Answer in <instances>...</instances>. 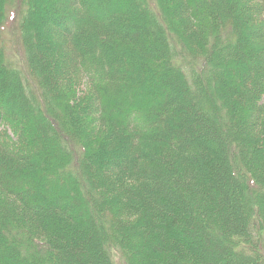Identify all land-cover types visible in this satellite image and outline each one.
Listing matches in <instances>:
<instances>
[{"label":"trees","instance_id":"obj_1","mask_svg":"<svg viewBox=\"0 0 264 264\" xmlns=\"http://www.w3.org/2000/svg\"><path fill=\"white\" fill-rule=\"evenodd\" d=\"M7 1L0 0V10ZM139 1L141 3L143 1L140 10L129 6L134 4L133 0H49L48 7L44 8L45 11L56 12L59 6L62 10L67 11L76 7V10H72V15L68 16L69 19L62 23V28L59 31L60 40H64L68 48L73 51L70 65H72L71 71L74 74V81L70 87L59 90L62 102L59 101L58 95L51 98L50 92L46 91L45 87L48 86L47 83L50 80L48 74H46V80L45 73L37 72V75L39 74L43 78L41 91L39 84H36V90L32 86H28L19 70L7 69L10 57L5 52V46L0 42L1 67L7 69H0V75H2L0 76V87L4 88L0 90V125H7L12 132L6 140V144L0 142L2 151L0 152L2 155L0 166L7 168L5 172L7 179H5L2 175V167H0V195L8 198L5 210H15L16 217L23 222L24 228L28 229L27 233L37 238L34 241L33 239L29 240L24 245L14 246V249H19L22 258L27 254L26 249L38 248V253H50L55 246L54 237L61 238L60 241L64 240V236L66 237L63 226L60 228L61 225L58 222V227H55L49 222V216L57 220L62 218L66 221L65 225L71 227V230L85 231L81 224L71 219L70 209L65 206L66 203L58 202L57 196L53 198L55 190L51 188L53 180L59 176H65L66 184L74 187H71L72 195L77 193L79 197L81 195L84 202L90 203L91 213L97 210L101 212V215L109 216L106 226L102 222H98V218H96L97 224L100 223L99 231L103 230L104 233L109 229L113 236L103 239L100 245L97 244L96 238H91L90 244H88L90 254L88 256L91 261L99 257V264H112L110 259L116 246L126 252L128 264H139L140 253L152 257L153 253L157 251L149 245V240H151L153 243L156 241L163 246L172 244L174 247V251H171L170 255L157 256L156 259L153 257L151 264L219 262V257L217 258L215 253L219 254V250L222 249H220V245L216 244L220 236L213 232L214 225H211L215 221V217L212 216L213 201L211 199L215 198L221 203L226 201L224 193L227 188L222 189L221 181L218 182L219 179L215 180L217 177L213 176V174H217H209L203 166L204 162L211 163L212 166L215 164L214 160L213 162L208 161L206 156L212 150L207 135L215 133V135H219L220 139L227 138L226 128L237 129L236 123L242 115L248 124L247 130L251 137L257 139L263 134L264 52L253 56L254 50L245 46L244 39L246 38L241 37L242 34L237 38H233V34L229 43L227 39L229 45L223 46L232 49L233 58H242L237 65L255 60L254 66L250 68L251 71L244 69L246 79L244 77L241 79L245 86L243 88L246 93L244 97L249 102L250 109L247 110V114L239 113L235 118V124L228 122V119L225 124L223 118L228 113L230 115V112L232 114L231 108H229V112L220 101L217 102V98L206 97V89L214 90V87L218 86L214 75L216 70L226 71L227 69L215 66V70L207 76L202 85L200 80L203 78V74L200 68L207 74L211 66L210 63H206V67H204L205 61L200 67L198 64L184 66L182 62H179L180 59H174L176 49L170 44L171 32L165 22L166 14L161 0ZM166 1L174 4L172 13L178 21L179 31H182L194 49H206L208 41L211 43L207 34L211 24L210 17L205 12L207 0H201L204 5L202 9L198 2L195 6L194 2L190 0ZM259 1L261 2L260 7L255 6L256 15L260 11L259 9H264V0ZM43 2L44 0L36 2L38 7H35L41 14L38 15L39 22L35 20L36 27H30L31 14H34L35 7L30 11L28 17L23 19L27 32L28 30L37 31L38 38L37 36L36 38L40 48L45 46L40 43L42 42V37L39 34L40 29L56 30L54 23L44 20L46 16L43 15ZM101 4L105 7L103 8ZM255 9L251 6L252 11ZM248 12L249 6H245L240 13L239 22L237 20L236 23H242L241 28L249 33L248 36L251 39L264 41V19H260L256 23L257 25L255 24L256 27L250 28L248 24L251 23V19L247 17ZM151 24H154L155 32L150 29ZM212 27L216 28L213 24ZM213 30L217 31V29ZM157 36L160 38V43L162 42L160 50L158 47H154L151 42L152 38ZM31 37L34 39L35 35H31ZM136 37L143 38L136 42ZM180 44L181 48L186 45L183 40ZM126 52L136 53L135 58L138 57V61L134 60L130 54L128 55L129 60L124 56ZM160 54L162 58L158 59ZM121 62L122 64L130 62L131 68L135 69V74L141 73L142 76L140 79H136V89H132V87L118 89L117 92L120 93H115L111 85L118 83V79H122L124 86H130L131 82L128 73H125L122 78L117 74L118 71L115 70V67ZM164 63L163 71L149 70V67ZM168 64L169 68L166 67ZM255 66L260 67V70H253ZM145 68L147 70H142ZM227 71L229 72V70ZM187 72L192 75V79L186 76ZM195 72L197 73L194 74ZM63 75L55 77L59 82L66 80L62 86L71 82V77L64 78ZM89 75L92 76L89 77L90 79H88ZM252 76L259 78L254 87L255 91L253 90L249 94L247 93V82ZM217 80L220 82V77H217ZM84 81L87 83L90 94L77 98L76 91L70 90L71 86L74 87L75 83L78 85ZM6 84H10L7 86L9 88L7 91ZM11 85L15 87L11 89ZM221 89L223 90L220 86L219 90L222 91ZM177 90L178 92H190L196 97L195 101L177 97L175 93ZM55 99V103L52 104ZM227 100L229 101V99ZM13 104H18L20 109L14 108ZM59 105L69 107L70 113L79 115L82 112H88L96 115L89 119V123L93 124V128L89 131L92 137L89 141L83 138L84 143H82L77 139L76 141L79 143L77 144L61 128L59 129L58 126L61 125L56 120L54 112V109L57 110ZM215 107L216 109L213 110ZM76 109L79 111L76 112ZM52 119L57 125L51 122ZM220 121L223 122L224 128ZM56 133L61 134V138L58 140H56ZM198 133L204 135L199 136ZM256 141H254V145ZM220 142L224 144L222 140ZM93 143H95L92 146L93 151L89 152L88 147ZM221 143H218L221 146L220 150H222ZM13 144H18L21 147L18 146L17 149H14L12 148ZM241 145L251 149L252 144L249 141H244ZM64 147L67 148V151L63 149ZM28 148L31 152H28ZM44 149L53 154L51 163L55 165L50 168L49 174L52 176L49 175L50 180H47L45 185V188L49 190L47 193L52 195H45L43 189L41 193L38 192L41 189H37L35 192L40 196L33 199L30 194L34 193L32 189L35 184V186L38 185L37 183L26 182L28 177L25 175V181L19 184V188L16 185V187H11L9 178L11 180V174L16 169L32 174L33 168L38 166L35 152ZM24 151L27 152L19 154ZM101 156V164L98 161L101 165L100 176L96 178V176H91L92 171L90 172L88 167L90 161H95L97 157ZM145 157H148L151 162L155 161L153 166L145 165ZM202 157H206V160H202ZM63 161H65L63 166L59 165ZM258 161L264 164V153L259 156ZM66 162L68 163L67 170ZM216 165L214 166L217 167ZM56 166L64 170L58 172ZM69 169L71 170L69 171ZM101 178L117 179L115 181L117 184L111 185V188L107 190H102L101 187L98 189L92 187L91 189L90 184L93 185L95 182L103 180ZM8 183L10 188L7 186ZM248 183L249 188H257L256 179L249 178ZM61 186H58L61 191L59 192L60 201L64 198L68 199V204L73 202L70 191L63 185ZM259 201L263 203L261 198ZM197 217L202 218L204 222H210V226L205 224L202 227L195 224L191 227L190 224L194 223ZM110 222L116 224L113 225ZM52 227H55L54 231H51ZM193 227L195 232L188 233ZM89 232L92 235L95 234L91 227ZM114 233L116 234L114 235ZM222 233L225 232L222 231ZM38 237L45 240H38L40 239ZM134 238L138 243L136 245V242H133L134 247L130 249L128 245L131 243L130 240L134 241ZM204 241H207V244H213L211 249L203 248ZM249 249L247 246L237 247L235 253L239 257L253 259V256L246 254ZM2 262L7 263L5 260ZM17 263L19 264L20 260H17Z\"/></svg>","mask_w":264,"mask_h":264},{"label":"rangeland","instance_id":"obj_2","mask_svg":"<svg viewBox=\"0 0 264 264\" xmlns=\"http://www.w3.org/2000/svg\"><path fill=\"white\" fill-rule=\"evenodd\" d=\"M53 1V0H52ZM194 2L195 6H197V2L199 3V7L202 9L204 8L203 1L201 0H190ZM38 0H8L4 6L1 7L0 10V31H1V39L0 42L5 46L6 54L10 57L8 61L7 69L9 70H19L24 77V80L26 81L27 85L34 87V90H36V84H39V88L42 91V82L43 78L38 74L37 72L41 71L48 76H50V80L47 83L45 89L47 92H50L51 98H54L58 95L59 101L62 102V99L59 95V90L68 88L74 81V74L71 71L70 65V58L72 54V50L68 48V46L65 44L64 40H60V34L59 31L62 28V23L66 19H69L68 16L72 15V10H76L75 8L70 10H62L61 6L58 7L56 12L53 11H45L44 8L48 7L49 0H44L42 7H43V15L44 20L46 22L54 23L56 26V30L50 29V30H41L39 34L42 37V42L44 47H41L38 45V36L37 31H26L27 29L24 27L26 24L23 23V19H26L28 15L30 14V11L37 6L36 4ZM134 4H130L129 6L136 7L138 10H140L141 4H143L139 0H133ZM161 5L165 11L166 14V23L168 24L169 31L171 32L170 36V44L176 49L175 57L174 59H180L179 62H182L184 66H194L196 64L199 65V67L202 65L203 61H205L204 67H206V63H210V68L208 69L207 74L203 71L202 68H200L203 74V78L200 80L202 82V85L204 84L205 80L207 79V76L212 73V71L215 70V66H219L220 69L226 68L229 70V72L226 70H216V73L214 75L216 76V84L218 86L214 87V90L208 88L206 89V97H214L217 98V102L220 101L222 105L225 106V109L227 108L230 112V109L232 110V114L230 112V115L228 113L227 116H225L224 122L225 124L227 119L228 122H231L232 124L236 123L235 118L240 113L241 115L247 114V110L250 109L249 102L244 97V91L241 79L244 77V69L250 70L251 67H253L254 61L247 63H242L241 65H237L238 62L242 60V58H233L232 56V49L231 48H225L227 45V39L229 40L228 43L231 41V37L233 35V38L242 34L241 37H245L244 44L246 47H249L254 50L253 56L260 55V52H264V41H258L257 39H251L250 36H248V32L245 29H242L241 25L242 23H236L238 20L240 13H242V10H244L245 6H249V12L247 17H250L251 23L248 24L250 28L256 27L255 24L261 19H264V9H259L260 11L255 14V6H259L261 2L259 0H207V8H205V12L210 17L211 24L209 25V31H207L208 38L210 41H208V47L206 49H194V47L190 44L187 38L183 35L182 31L177 28V20L173 17L172 13V7L173 3H169L168 1H160ZM103 8L104 5L101 4ZM143 6V5H142ZM251 6L255 9L254 11L251 10ZM29 9L27 10V8ZM144 7V6H143ZM255 14V15H254ZM26 15V16H25ZM38 15H41L39 11H37L35 7L34 14H31L32 23L30 27H36V21H38ZM141 15V14H140ZM123 20V18H121ZM30 21V22H31ZM39 22V21H38ZM250 22V21H249ZM212 24L214 25L213 28ZM154 24H151L149 27L150 29L155 32L154 30ZM257 25V24H256ZM2 27V29H1ZM247 27V28H249ZM23 28V29H22ZM69 28V27H68ZM246 28V27H245ZM213 29H217L215 32ZM59 34V35H58ZM155 34V33H154ZM31 35H35L34 39L31 37ZM37 36V38H36ZM143 37H136V42H139L140 39ZM250 40H249V39ZM225 39V40H224ZM2 40V41H1ZM44 40V41H43ZM89 40V39H88ZM184 41L186 45H184V48H181V41ZM235 40V39H234ZM248 40V41H247ZM92 42V41H90ZM154 44V47H158L159 50L162 48L160 43V38L154 37L151 41ZM225 46V47H223ZM46 47V49H45ZM137 49V47H135ZM178 49V50H177ZM133 51V50H132ZM235 51V50H234ZM138 53V51H135ZM131 55L135 58L136 53H125L124 56H126L129 59L128 55ZM161 59V54L159 55ZM130 60V59H129ZM217 60V61H216ZM1 61H2V53L0 49V69L7 70L4 67H1ZM69 66V67H66ZM164 64L154 65V67H149V70H158L163 71L165 68ZM169 68V64L166 66ZM229 67V68H228ZM185 68V67H184ZM211 68H213L211 70ZM255 71L260 70V67H254ZM205 69V68H204ZM115 70H117V74L122 78V76L125 73H128L131 77L129 79L130 86H124L122 79H118L119 82L112 84L113 90L115 93L118 89H124V88H131L136 89V79H140L142 76L141 73L135 74V69L131 68L130 62L127 64L124 63H118L115 67ZM139 70V69H137ZM142 70H147L142 69ZM59 71V72H58ZM251 71V70H250ZM198 72V71H197ZM195 72L194 74H196ZM225 72V73H224ZM64 74V78L71 77V82H68L66 85L62 86L64 82H59L55 77ZM140 75V76H139ZM257 75V74H254ZM261 75V74H260ZM2 76V75H0ZM125 76V75H124ZM169 76H171L169 74ZM186 76L189 79H192V75H190L188 72L186 73ZM259 76V75H258ZM92 77L91 75L88 76V79ZM217 77H220V82L217 80ZM246 79V77H244ZM257 76H252L250 81L247 82V93H251L253 90L255 91V85L258 82ZM263 78V77H261ZM47 80V77H46ZM86 81L80 83L77 85L75 83L74 87L71 86L70 90L76 91L77 98L86 97L89 96V88L87 86ZM221 84H219V83ZM250 83V85H249ZM187 84V83H186ZM10 84H6V91L9 89L7 86ZM123 85V86H121ZM188 85V84H187ZM222 87L223 90L220 91L219 87ZM11 89L14 88V85L10 86ZM3 87H0V90ZM225 88V89H224ZM50 90V91H49ZM125 91V90H124ZM128 93V91H125ZM222 92V93H221ZM2 93V91H1ZM123 93V90H122ZM177 94V97H181L183 100H191L195 101L194 95H192L190 92L185 91H179L175 92ZM75 96V97H76ZM231 99H230V98ZM38 98V97H37ZM264 98V96H263ZM75 99V98H74ZM229 99V101L227 100ZM232 100V101H231ZM56 99L52 104H54ZM58 101V102H59ZM74 101V100H73ZM14 108L17 107L20 109L18 104L12 105ZM13 108V109H14ZM259 108V107H256ZM213 108V110H215ZM186 112V109H184ZM69 107L66 106H60L57 110L54 109L56 120L60 122L61 126H58L59 129L61 128L65 134H67L73 141H76L77 139L80 140V142L84 143L83 138L90 140L91 135L90 132L91 128H93V124L89 123V119L92 117H96V115L93 113H80L78 115L75 113H70ZM79 110L76 109V112ZM84 111V109H83ZM220 111V110H219ZM218 112V111H217ZM210 114V113H209ZM87 115V116H85ZM211 115V114H210ZM212 116V115H211ZM244 116V115H242ZM241 116V117H242ZM239 119L237 124V129L232 128H226L225 135L227 138H219V135H215V133H210V135H207L208 143L210 144L212 150L209 154L206 156L208 157V161L214 160V163L217 164L215 167L212 166L211 163L204 162L203 166L208 171L209 174L216 173L217 175L213 174L216 179H219L221 181V186L223 188H227V190L224 193L226 201L220 202L217 201L215 198H212L213 201L212 205V216L215 217V221L211 223V225H214L213 232L216 235H219L220 238L216 242L217 245H220L222 250H219V254L215 253V256L217 258L219 257V262H214L215 264H264V164L259 163L258 159L261 154L264 153V128L262 130V135H260L257 139L253 138L249 135L247 127L248 124L244 121V118ZM53 124L54 120L51 121ZM221 122V121H220ZM222 127L224 128L223 122L220 123ZM57 125V124H55ZM202 128V126H200ZM200 128V130H201ZM203 129V128H202ZM83 131V132H82ZM150 131V129H149ZM204 131V130H203ZM87 132V133H86ZM202 132V130H201ZM11 129L7 125H0V142L2 144H6V140L11 136ZM204 133V132H203ZM203 133H198V135L203 136ZM48 135V134H45ZM56 140L60 139L61 134L56 133ZM49 136V135H48ZM263 136V137H262ZM52 137V136H50ZM13 138V137H12ZM55 138V137H54ZM53 138V139H54ZM14 139V138H13ZM223 141L221 143L220 141ZM257 140V141H256ZM249 141L251 145L250 148H245V146L242 147V142ZM254 141L255 145H254ZM77 144L78 141H76ZM222 144V150H220V145ZM95 143L91 144L88 147V151L92 152V146H94ZM18 144H13L12 148L17 149ZM21 147V146H20ZM31 152L30 148H28ZM67 151V148H63ZM257 149L256 151H254ZM23 151V150H22ZM0 152L1 148H0ZM27 151L19 152V154H24ZM31 154V153H30ZM29 154V155H30ZM52 153H50L48 150H38L35 152V156L38 159V166H35L33 169V173L29 174V172L23 171L21 169H16L11 174V180L10 186L11 187H18L21 182L25 181V178H27L26 182L28 183H37V186H33L34 193L32 195L30 194V197L32 196L33 199L40 196H38L37 189H41L38 192L41 193L43 189V194L45 195H52L47 192L45 188L46 181L50 180L49 177L52 176L49 174L50 168L55 165L51 163L52 159ZM2 155L0 154V158ZM103 157L105 155L103 154ZM202 160H206V157H202ZM66 161V160H65ZM59 163L63 166V163ZM102 162V156L97 157V160L90 161V166L88 167V170L91 172V176H100L101 171V165H99ZM153 162L150 161L148 157H145L144 163L147 166H153ZM67 163V162H66ZM71 163V161H70ZM58 166V165H57ZM56 166V167H57ZM66 170L68 168V163L66 165ZM2 167V166H0ZM229 169L227 171V168ZM6 169L2 167V175L7 179L6 176ZM58 172L63 171V168L57 167ZM60 169V170H59ZM71 169H69L70 171ZM94 175H93V174ZM59 174V173H58ZM97 174V175H96ZM26 175V177H25ZM50 175V176H49ZM60 175V174H59ZM30 177V178H29ZM66 177L59 176L56 179H54V183L52 184L51 188L54 190V197L57 196V201L61 203H66V207L70 209V216L71 219H74L76 223L81 224L84 228V232H78L71 230L69 227L65 225L66 221L62 218L57 220L53 219L49 216V222H51L55 227H58V222L61 226L60 228H64V232L66 234V237L64 236V240L60 241L61 238H55V246L53 248V251L50 253H38V248L35 249H26V256L22 258L20 255L19 249H14L15 245H24V243L29 242V240L34 241V239H37L33 237V235H30L28 229L24 228L23 222L16 217L15 210H5V204H7V199L0 195V264H18L17 260H20L19 264H99L97 257L96 259L92 260L89 258L88 255V244H90V240L92 237L96 238V242L98 245H100V242H102L103 239L109 236H113L109 231H99L98 225L102 222L103 225H108V218L101 215L100 211L95 210L96 212L91 213L90 203L84 202L83 198L77 195V193L72 195V188L73 185L68 186L66 183ZM249 178H253L257 180V188L258 191L255 189L249 188L248 180ZM103 180H99L95 182V184L91 185L95 188H102V190H107L108 188H111V185L117 184L115 182L116 180L113 179H105L101 178ZM108 180V181H106ZM8 181V182H9ZM16 185V186H15ZM66 187L70 191L71 199L73 202H70L68 204V199H64L60 201L59 197V187ZM8 188L9 183H8ZM74 188V187H73ZM15 188L13 189V191ZM36 191V192H35ZM229 195H228V194ZM262 193V194H261ZM58 194V195H57ZM86 195V194H84ZM83 196V195H82ZM3 197V198H2ZM263 200V203H260L259 199ZM28 200V198H25ZM11 203V202H10ZM4 205V206H2ZM230 205V207H229ZM225 207V208H224ZM229 207V208H228ZM13 208V206H12ZM229 209V211H228ZM98 223L97 224V219ZM25 221V220H24ZM70 221V220H69ZM26 222V221H25ZM68 222V221H67ZM113 224V222H110ZM116 224V223H115ZM113 224V225H115ZM197 224L198 226H205L207 224L210 226V222H204V220L200 217H197L194 223L190 224V226H194ZM93 227H92V226ZM217 226V227H215ZM55 227L51 228V231L55 230ZM93 228L95 231V234L92 235L89 232V228ZM203 229V228H202ZM225 233H222V231ZM202 231V230H201ZM251 231V232H250ZM184 232V231H183ZM194 227L188 232L190 234L194 233ZM31 233V232H30ZM103 235H102V234ZM252 233V234H251ZM37 234V233H36ZM116 233H114L115 235ZM183 236V234H181ZM38 236V235H36ZM100 237V239H99ZM133 237V236H132ZM40 239L38 240H45L44 238L38 237ZM20 240V241H19ZM129 239L127 240V242ZM131 243H129L128 247L132 249L134 247L133 242H136V245L138 243L137 239L134 238L133 240H130ZM154 241V240H153ZM13 242V243H12ZM93 242V241H92ZM203 242V241H202ZM214 242V241H213ZM207 241H204V247H209L211 249L213 244H207ZM11 245H13L11 247ZM149 245L153 246V250H157L153 253L152 257H149L145 254L140 253L141 260L139 264H151V260L154 257L156 259L157 256H167L170 255L169 253L171 251H174V247H172V244H169L167 246H163L159 242L154 241V243L149 240ZM247 246L250 248L246 251L247 256H253V259L249 258H242L241 256H237L235 253V250L237 247H244ZM112 252V258L110 259L112 264H128V261L126 259V252L121 249L117 248L116 246L113 249ZM245 252V251H244ZM158 254V255H156ZM241 254V253H240ZM213 255V254H212ZM164 256V257H165ZM184 257V256H183ZM5 260L7 263H3L2 261ZM93 262V263H92ZM209 263V264H214ZM153 264V263H152ZM156 264V263H154Z\"/></svg>","mask_w":264,"mask_h":264}]
</instances>
